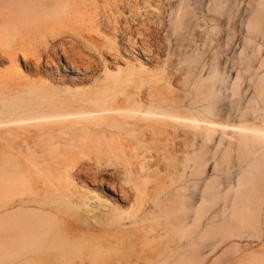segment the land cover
I'll use <instances>...</instances> for the list:
<instances>
[{
    "label": "bare ground",
    "instance_id": "1",
    "mask_svg": "<svg viewBox=\"0 0 264 264\" xmlns=\"http://www.w3.org/2000/svg\"><path fill=\"white\" fill-rule=\"evenodd\" d=\"M241 1H246V7L239 10ZM60 3L61 0H0V60L6 56L10 59L12 67L19 68L16 65V50L20 52L22 60L25 61L26 53L17 48L14 42L24 33L45 36L44 26H52L62 16ZM199 3L195 5L196 8L200 7L201 11L199 10L198 14L195 13V7H190L189 0H184L182 5L180 1L172 7L175 9L170 14L169 26L178 34L183 32L189 36L187 44L177 42L174 46L178 49L189 46L191 50L173 52L178 56L177 62L182 64L181 70L184 73L181 86L183 98L166 101L159 89L152 92L147 90L142 99L144 106L138 105L132 112L140 116L138 120L142 118L141 120L151 134L157 133L168 125L178 124L189 128V132L185 134H189L190 137L187 145L190 151L185 152L184 163L185 165L187 162L188 164L196 163L201 165V169L188 174L183 171L181 179L174 188L170 189L174 192H171V195L179 199H193L185 193L188 189L186 183L192 175L204 172L209 157L213 159V173L219 163L217 154L223 157L230 152L236 153L237 160L243 163L232 185H222L220 189V183L212 184V180L217 177L205 181L197 202L194 204H186L182 208H164L158 205L162 200L156 198L154 207L160 208L161 211L158 214H175L176 212L184 227L197 226L194 225L196 221L190 224L186 221L187 217L181 216L192 213L197 218L204 215L205 203L228 198V202L211 210V218L250 217L256 221V225H259L260 220L264 219V188H259L264 183V52L262 51L264 0H200ZM160 13L156 16V24L152 28L157 38L166 28L165 18L163 13L161 15ZM148 14L154 15L153 13ZM149 21L150 19L146 17L139 22L140 31L137 30L136 34L140 35L142 40L129 34L124 35L122 32L126 39L121 47L133 61L157 64L159 63V52L165 49V45L160 43L159 39H155L157 48L152 49L151 45L146 42V36H149L150 31ZM222 22L227 27L224 35L220 30ZM238 30L242 36L235 41ZM47 35L52 36L49 33ZM212 44V54L206 55ZM218 48L224 49V52L229 55V69L234 74L231 77L226 75L225 67L222 66L219 55H217ZM59 50L60 56L55 54V61L46 56L44 71L59 79L68 78L69 83H80L84 72L88 69L87 65L83 64L84 61L81 64L77 62L75 64L71 60L73 54L77 53L76 50H71L73 51L70 53L71 59L62 45ZM78 54L75 56L80 59L82 56L85 58L83 53ZM87 61L89 60L86 59L85 62ZM173 68L175 69V66ZM249 86L254 89L253 93L249 92ZM220 87L225 90L224 98L230 103V107L224 111L216 107L215 101L211 100L215 98ZM75 92L81 95L80 105L71 106V103H65L64 105L67 104L69 107L66 106L67 109L64 111L58 107H55L53 111L38 112L37 110L31 118L52 119L55 121L53 126H59L57 127L59 129L67 119L77 118L82 121H70L72 124L69 127L78 128L80 133L74 132L72 136H67L60 131V135L54 137L49 134L43 135L44 133L40 132L41 138L36 144L30 145L27 142L18 144L11 140H7L8 142L3 140L4 143H0V188L3 193L0 199V264H42L44 258L48 256L46 251L52 252V257L62 255L65 247L69 245V240L74 236L72 231L75 227H82L88 232L109 225L114 217L113 211L122 214L124 204L128 201L126 203L128 206L129 202H134L133 198H136V196H131L129 189L125 190L124 185L112 181L110 172L93 169L80 161L82 158L78 155L86 153L87 150H93V148L100 156H108L110 155L109 148H116V143L113 144L109 139L104 141L100 134H94L95 132L104 134L106 128L113 126L112 123H108L109 119L106 120L100 115L108 111L101 101L105 96L104 91H72L70 93L72 97ZM234 106L239 108L233 109ZM21 108L14 110L18 113V109ZM9 110L10 108L7 111ZM232 112L236 113L239 118L251 119L255 123L240 126L224 124L222 117H225V114L232 115ZM9 113H4L3 118L6 119L4 121L0 116V131L9 132L13 130L11 126L25 123L29 119L24 118V114H20L16 119L8 120ZM62 120L64 121L61 122ZM67 123L65 125H68ZM4 125L9 128H1ZM229 129L232 132H226ZM217 132L228 134L226 136L230 139L226 145H222V136L216 141ZM118 140L119 138L115 142ZM119 144L124 154V146L122 143ZM97 145L102 146L98 148ZM119 147L116 150H120ZM133 147L135 149L133 157H138V155L143 157L140 154L138 139H135ZM101 157L99 160L103 158ZM129 161L130 159H127L126 162ZM142 165L141 161H136L134 168L129 169V177L133 186L137 187V182L144 177L142 174L144 165ZM124 175L125 173L122 177ZM126 175L128 176V173ZM39 178L43 179L41 192L36 188ZM115 181L118 182V180ZM170 190L167 195L170 194ZM230 192L233 195L227 197ZM64 205L69 211L66 216L61 210ZM90 205L96 207L93 208ZM138 208L139 205L135 207L136 212L140 210ZM153 212L152 207L147 212L145 211L146 219H154L156 215H153ZM59 218L64 219L65 224L63 223L58 229L57 219ZM145 221L143 217H140L131 224L136 225ZM147 226L152 228L153 224H145V227ZM207 232L208 230L204 236ZM171 257L172 252H169L166 256V260H169L167 264H171Z\"/></svg>",
    "mask_w": 264,
    "mask_h": 264
},
{
    "label": "rangeland",
    "instance_id": "2",
    "mask_svg": "<svg viewBox=\"0 0 264 264\" xmlns=\"http://www.w3.org/2000/svg\"><path fill=\"white\" fill-rule=\"evenodd\" d=\"M180 1L182 5L184 0H81L79 2L61 0L62 16L52 26H44L45 36L24 33L14 42L17 48L26 53L25 61L22 60L20 52L16 50V65L19 68L12 67L10 59L6 56L0 60L1 119L6 120L3 118L4 113L8 114L9 112L13 114L9 113L8 120L16 119L20 114H24V118H29L25 123L11 126L13 130H9V132L0 131V143H4L3 140L5 142L11 140L18 144L26 142L30 145L36 144L41 138L40 132H43V135L49 134L54 137L59 136L60 131L67 136H72L74 132L80 133L78 128L69 127L72 124L70 121H82L77 118L67 119L66 122L62 120L61 122L64 121V124L59 129L57 128L59 126H53L55 121L52 119L39 120L31 117L37 110L38 112L53 111L55 107H58L64 111L69 107L68 103H71V106L80 105V93L75 92L72 97L70 94L72 91H104L105 96L101 101L108 111L100 115L106 120L109 119L108 123H112L113 126L106 128L104 134L101 132L94 134H100L104 141L109 139L113 144L116 143V148H109L112 149L111 151L108 149L110 155H105V157L101 155L103 158L94 148L87 150L84 154L77 155L82 158L80 161L84 162L85 166L110 172L112 181L124 185L126 191L129 189L131 196H136L133 198L134 202L130 201L128 206L126 204L128 201L124 204L122 214L113 211L114 217L111 224L88 232L82 227H75L72 231L74 236L69 240V245L65 247V252L52 257V252L46 251L48 256L44 258L42 264H167L169 260H166V256L169 252H172L171 264H264V219L260 220L259 225H256V221L250 217H210L211 210L228 202V198L205 203L203 206L204 215L197 218L192 213L181 216L187 217L186 221L190 224L196 221L194 225L197 226L184 227L176 212L175 214H158L161 211L160 208L154 207L156 198L162 200L158 205L164 208H182L186 204H194L197 202L205 181L217 177L212 180V184L220 183V189H222V185H232L236 181L243 163L237 160L236 153L230 152L223 157L217 154L219 163L213 173V159L209 157L204 172L192 175V178L186 183L188 189L185 193L192 196L193 199H179V197L171 195L172 190L170 189L174 188L178 180L181 179L183 171L188 174L201 169V165L188 164V160H186L187 166L184 163L185 152L190 151V148L187 147L190 137L189 134H185L189 132V128L178 124L168 125L157 133L151 134L141 120L142 118L138 120L140 116L132 112L136 106H144L142 99L147 90L152 92L159 89L166 101L183 98L181 86L184 73L181 70L182 64L177 62L178 56L173 52L185 50L189 52L191 50L189 46L180 49L174 46L177 42L183 45L187 44L189 36L183 32L178 34L169 26L170 14L175 9L172 7ZM199 1L189 0L190 7H195L196 14L200 10L199 6L197 8L195 6ZM245 3L246 1L240 3L239 10L245 9ZM148 13L156 15L152 14L153 16H151ZM159 13L160 15L163 13L166 28L157 38V34L152 28L156 24V16ZM141 17L143 18L140 19ZM146 17L150 19V31L149 36H146V42L151 45L152 49L157 48L155 39H159L160 43L165 45V49L159 52V63L157 64L133 61L121 47L126 39L123 34H129L142 40V37L136 33L137 30L140 31L139 22ZM220 30L222 35L227 31L223 22L220 23ZM122 32L124 33L122 34ZM48 33L52 36L47 35ZM241 36L242 34L238 30L234 40L238 41ZM61 45L69 53V58L73 49L77 51V53L74 51L75 54L83 53L85 55V58L80 56L82 58L80 59L75 54L73 56L71 54L72 59L70 58L75 64H81L84 61L83 64L88 67L89 71L84 72L80 83H69L68 78L59 79L44 71L45 58L50 57L55 61L56 57L54 56H60ZM68 46L69 48H67ZM70 46L73 48L70 49ZM212 46L213 44L208 48L206 55L212 54ZM224 51V49L218 48L217 55H219L222 66L225 67L226 75L231 77L234 74L229 69V55ZM262 51L264 52V46H262ZM84 59L91 61V64L89 61L85 62ZM172 66H175V69ZM107 74H109L108 77ZM248 88L249 92L253 93L254 89L251 86ZM225 94L223 87H220L215 98H211L215 101V106L223 111L230 107V103L224 98ZM65 103L67 104L64 105ZM18 107L22 108L18 109V113H16ZM9 108L10 110L7 111ZM237 108L239 107L234 106L233 109ZM232 113V115L225 114L226 116L222 117L224 124L240 126L255 123L251 119L239 118L237 112ZM66 123L68 125H65ZM1 128H9V126L4 125ZM226 132L232 131L229 129ZM226 135L228 136V134L217 132L215 139L217 141L222 136V145H226L230 139ZM122 136L125 138L123 139ZM118 138L117 144L115 141ZM135 139L139 140L140 154L143 157H139V155L133 157L132 155L135 153L133 147ZM119 143L124 146V154ZM117 145L120 146L121 151L116 150L118 149ZM97 146L100 148L102 145ZM125 156L126 158H124ZM100 157L101 160H99ZM127 159L130 161L126 162ZM98 161H102V163ZM136 161H141L144 165H142L144 177L137 182V187L133 186L129 177V169L134 168ZM152 163L153 165H151ZM188 165L191 166L188 167ZM123 173L125 175L122 177ZM42 180V178L37 180L38 191L43 187ZM262 187L264 188V183L263 186H259V188ZM169 190L170 194L167 195ZM232 195L233 193L230 192L227 197ZM1 197H3V193L0 188V199ZM138 205L140 210L136 212L135 207ZM65 206L61 210L66 216L69 211ZM90 207L95 208L96 206L90 205ZM150 207L154 210L153 215H156L154 219H146L147 217L144 215V212H147ZM140 217L146 221L136 225L131 224L132 221ZM57 220L59 229L63 223L65 224V220L62 218ZM145 224H153V227H145ZM207 230L208 232L204 236ZM185 240L189 241L188 245L185 244Z\"/></svg>",
    "mask_w": 264,
    "mask_h": 264
}]
</instances>
